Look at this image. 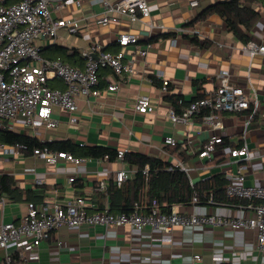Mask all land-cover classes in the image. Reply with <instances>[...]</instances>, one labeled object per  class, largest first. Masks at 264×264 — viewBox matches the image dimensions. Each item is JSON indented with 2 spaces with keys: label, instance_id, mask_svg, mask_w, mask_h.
<instances>
[{
  "label": "crops",
  "instance_id": "obj_1",
  "mask_svg": "<svg viewBox=\"0 0 264 264\" xmlns=\"http://www.w3.org/2000/svg\"><path fill=\"white\" fill-rule=\"evenodd\" d=\"M50 1L55 19L73 18L79 26L77 32L70 33L62 27L57 37L42 39L44 57L62 48L73 56L67 63L83 68L85 64L79 59L80 52L93 44H101L113 53L123 52L124 62L135 60L138 73L119 77L112 68H102L99 72L102 93L78 98L77 123L70 122L67 110L57 109L53 114L59 120L56 127L26 126L19 122L11 131L41 142L69 141L78 146L104 145L118 151L141 152L168 161L170 165L181 160L192 168L187 172L191 183L216 174L236 173L243 165L246 183L264 185V55L251 56L245 51V42L226 28L217 13L208 15L195 26L188 25L221 0H195L194 5L191 4L194 0H148L149 15L140 12L135 20L123 15L117 22L106 25L98 23L105 8L96 0ZM257 9L262 17L250 34V40L261 42L264 39V7L258 5ZM194 28L200 33L193 35ZM120 32L139 34L142 46L149 41L148 54L139 55L134 43L121 45L117 40ZM224 69L229 71L235 84H245L250 76L256 89L260 108L248 128L245 130L247 110L223 114V128L217 130L206 123L202 113L190 123L174 122L171 110L182 114L191 100L217 86L219 73ZM164 80H168L167 92L161 89ZM112 82H119L120 87L109 90L108 85ZM50 85L66 87L60 78L51 80ZM141 94L150 96L152 108L148 112L135 109ZM171 94L181 96L183 103L175 107L167 99ZM216 135H221L223 140L215 144L212 156L200 157L205 143ZM167 136L177 140L176 144L186 151L188 159L180 156L178 151H170L171 144L165 142ZM245 142L253 155L251 160L241 161L229 155L230 148H241ZM50 149L62 150L60 147ZM120 169L132 171L128 178L136 173V167L125 159L82 157L76 163L60 158L52 164L33 151L13 155L0 146V176L9 174L24 191L21 201L3 196L5 202L0 203V222H19L29 202L27 191L36 203L41 200L65 202L82 196L92 207L103 208L99 194L105 189H100L99 183L105 180L108 186ZM71 176H75L72 182L69 181ZM37 178H43V183L38 184ZM249 203L242 200L211 203L199 199L194 203L192 199L190 203L175 206L185 212L194 210L199 214L230 217L250 215ZM104 204L109 206V199ZM195 253H200L202 259L193 261ZM2 257L0 251V261ZM27 257V262L14 258V264H264L255 232L228 226L179 227L171 235L160 230L138 231L130 226H62Z\"/></svg>",
  "mask_w": 264,
  "mask_h": 264
},
{
  "label": "built area",
  "instance_id": "obj_2",
  "mask_svg": "<svg viewBox=\"0 0 264 264\" xmlns=\"http://www.w3.org/2000/svg\"><path fill=\"white\" fill-rule=\"evenodd\" d=\"M79 2V0H76ZM105 8L98 23L106 25L117 22L118 17L127 15L131 20L150 14L148 0H96ZM197 2L194 0L192 5ZM78 22L73 18L55 19L51 11L50 0H19L8 3L0 0V129H14L15 125L23 123L26 126L53 128L59 125V120L53 117L57 109H64L70 113V122H79L77 116L78 98L81 96H99V72L102 68L110 67L119 76L137 74L134 62H124L123 52L113 53L103 48L101 44H93L80 52L84 60V67H76L61 58H46L42 55L40 41L46 37H57L60 28L65 27L70 33L78 31ZM152 26V25H151ZM182 31L183 29L180 28ZM193 35L200 31L192 29ZM139 34L120 32L117 40L121 45L134 43L137 53L141 56L148 54L151 45L148 41L144 46L139 43ZM264 38V37H262ZM243 49L251 56L264 55V39L259 42L251 39ZM98 55L97 57L95 55ZM60 78L65 88L54 87L50 81ZM119 82L108 85L109 90H117ZM162 91L167 92L168 80L163 81ZM152 108L150 96L141 94L135 103L138 112H148ZM260 108V100L253 86L250 76L245 84H235L230 79L228 70H221L217 86L202 97L189 102L182 114L171 110L170 116L174 122L190 123L193 118L207 111L204 120L213 129L223 128L221 116L230 112L249 111L245 123L248 128L251 119ZM222 141V136H213L201 149L199 156L211 157L215 151V144ZM167 144L175 145L177 140L173 136L165 138ZM191 143V140H189ZM6 153L19 154L28 149L25 143L16 145L1 144ZM186 148V144H184ZM33 153L44 158L47 163L55 164L60 158L73 160L76 163L81 158L73 156L64 150H52L48 145L35 147ZM127 150H119L118 158L124 159ZM229 155L241 161L253 158L247 142L241 148H230ZM180 168L185 172L192 170L183 161L178 160L169 169ZM149 171V165L144 172ZM132 171L117 170L115 182L120 186ZM228 184L226 193L229 197L250 200L252 210L248 216H222L215 213L199 214L192 210L185 212L173 205L169 212L161 210L154 202L150 209L144 210L138 203H134L133 210H111L109 206L94 208L85 197H73L65 202L53 200L39 203L29 201L24 215L19 222H0V251L3 257L0 264H14V257L28 261L29 253L40 249L42 243L51 238L53 232L62 226L76 227L80 225H99L104 228L110 226H130L138 231L146 229L160 230L171 235L179 227H231L234 229L252 230L255 232L258 248L264 258V185L246 183L245 167L241 165L236 173L226 172ZM75 176L69 177V181ZM38 184L43 178H37ZM106 189L107 183L101 180L98 186ZM198 197L193 198L196 203ZM211 203L214 199L209 198ZM5 202L0 197V203ZM170 238V237H168ZM202 259L200 253H195L193 261ZM219 264V263H212Z\"/></svg>",
  "mask_w": 264,
  "mask_h": 264
},
{
  "label": "trees",
  "instance_id": "obj_3",
  "mask_svg": "<svg viewBox=\"0 0 264 264\" xmlns=\"http://www.w3.org/2000/svg\"><path fill=\"white\" fill-rule=\"evenodd\" d=\"M17 1L19 0H7L9 3ZM258 5L264 7V0H221L205 9L188 25L195 26L208 15L217 13L223 18L226 28L232 31L239 40L246 43L250 40V34L262 17V13L257 9ZM45 56L52 59L61 58L65 62H68L73 57L66 54L62 48L57 49L53 55L46 54ZM79 59L81 62H84L82 57ZM203 95L200 93L197 98ZM167 99L175 107L183 103V98L179 95L171 94L167 96ZM206 112L204 111L202 115ZM0 143L9 145L25 143L28 146L26 151H33L35 147H43L45 145L52 148L60 147V149L70 151L73 156L79 158L108 157L110 160L118 158V150L104 145L78 146L69 141L57 144L53 142H41L37 138L6 128L0 129ZM170 151H178L180 156L188 159L186 151L182 150L179 144L171 145ZM124 159L136 167V173L133 177L127 178L120 186L116 184L115 179H111L106 189L102 190L99 194L103 208L107 199H109L111 210L119 208L127 212L133 210L135 202H138L144 210L150 209L154 202H156V206L161 210L169 212L173 205L190 203L195 196L200 201H207L212 196L214 201L219 203L234 200H242L245 203L250 202L248 199L229 197L227 195L226 186L228 179L225 174H216L191 183L187 172L177 167L169 169L170 163L161 158L141 152L129 151L125 154ZM146 165H149L147 173L144 172ZM27 194V200L32 201L34 197L30 195L29 191H27ZM23 195V189L17 186L12 176L5 173L0 176V197L4 196L13 201H21L23 200ZM14 258L18 257L15 256Z\"/></svg>",
  "mask_w": 264,
  "mask_h": 264
}]
</instances>
